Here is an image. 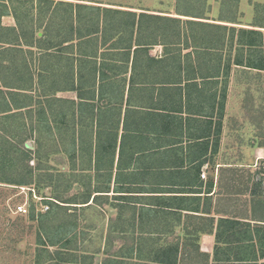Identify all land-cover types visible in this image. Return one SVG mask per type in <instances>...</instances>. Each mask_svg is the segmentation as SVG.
Instances as JSON below:
<instances>
[{
  "label": "crops",
  "instance_id": "crops-1",
  "mask_svg": "<svg viewBox=\"0 0 264 264\" xmlns=\"http://www.w3.org/2000/svg\"><path fill=\"white\" fill-rule=\"evenodd\" d=\"M111 8L166 17L142 20L145 27L157 24L171 32L138 35L136 28L131 35L127 28L122 49L116 50L102 38L90 49L69 36L74 40L64 50L49 52L56 60L36 45L29 48L34 52L26 88L12 79L3 84L6 74H0V94L11 108L0 114V135L61 139L59 185L65 189L58 201L55 196L49 201L75 218L67 222L70 235L61 244L68 248L70 242L84 257L116 251L104 264H162L155 260L161 251L171 261L196 248L213 264L216 251L219 264H264V131L233 123L237 115L241 119L246 86L254 83H235L232 76L224 100L221 82L189 80L200 71L198 51L180 41L179 21H211L142 7ZM13 22L3 26L16 28ZM137 37L142 44L156 42L143 49ZM90 50L97 57L84 59ZM14 55L2 56L8 61ZM262 87L251 95H261L264 104ZM13 98L27 102V108L16 109ZM17 113L27 123L20 135L19 119L12 118Z\"/></svg>",
  "mask_w": 264,
  "mask_h": 264
},
{
  "label": "trees",
  "instance_id": "trees-1",
  "mask_svg": "<svg viewBox=\"0 0 264 264\" xmlns=\"http://www.w3.org/2000/svg\"><path fill=\"white\" fill-rule=\"evenodd\" d=\"M178 15L199 19L202 18L186 14ZM8 16L15 19L17 24L16 28L14 27L11 29L3 26V19ZM136 19H140L138 24H136ZM142 19H150L154 22L155 20H164L166 17L145 13L137 15L136 13L121 9L82 3L75 5L64 1L56 2L55 0H0V74H2V72L6 74L4 77L5 79H3L4 82L2 83L10 85L8 81L12 79L16 87L26 88L30 78V65L28 62L29 60H33V58H29V56L33 55L34 52L33 49L29 48H33L35 45L39 50L45 51L44 57L53 60L56 57L52 56L49 52L52 50H62L66 43L74 40H70L69 36L76 35V39L79 42L82 40L90 44L99 41L98 36L102 34L103 45L112 41L111 49L116 50L122 49L121 47L124 44V33L127 28L131 35L135 34L136 28H138V35L142 30H145L150 35H152L153 32H160V34L171 32L170 27L158 26L157 24H148L145 27V22ZM217 21L224 22L223 20ZM225 23L230 25L200 23L195 21L182 24V21H179L180 41L184 38L183 42L186 47H192L198 51L196 60L199 62L200 71L196 77L189 80H194L196 82L212 81V84L215 85L221 82L223 92L221 98L223 97L224 100L227 99L228 86L234 67L264 71V31L261 30L264 29V26L258 24L252 25V29H246L236 27L234 25L236 23L234 22ZM54 26H58L60 30H65L67 36L60 31L56 39L50 38ZM41 30L43 35L37 36L39 33L38 31ZM146 41L148 42L147 44H142L140 38L137 37V43L140 48L143 47V49H147V47L155 44L153 42H156L151 39ZM42 44L44 47H42ZM92 46L93 44L90 46V49H92ZM128 48H132V39L130 40ZM201 51L209 53H201ZM6 52H14L15 55L7 61L2 56ZM97 55L98 53L96 51L90 50L85 51L83 57L84 59L96 58ZM202 55H208L209 58H207V56L203 57ZM42 59L43 58H40V60ZM83 61L84 64H86L85 60ZM209 64L210 66L212 65L210 67L211 70L204 74L202 72V67H208ZM220 79H222V81H220ZM9 94L12 95V93ZM17 94L18 93H14L12 97H14V95L17 96ZM9 100L7 97L0 94V114L8 112L6 111L7 107L11 110L8 104ZM13 102L14 104L18 103L15 104V107H17L16 109L27 108L28 106L27 102L22 103V101H16L15 98H13ZM20 116L21 115L17 113V115L12 117L17 120L19 119L15 126V130L19 131V135L27 128V123L22 122V116ZM30 140L31 138L26 136L5 137L0 135V184L19 188H35L38 193H40V191L43 190L42 183L51 186L55 178L56 182L59 181V174L61 172L59 169L61 162L58 161L60 157L59 146L56 138H45L40 135L34 139L35 150L32 151V149L28 147V141ZM54 146L56 150L53 149ZM45 147L52 149L54 153L46 151ZM51 160L58 166L57 169L49 165ZM32 162H35V165H32ZM54 171L57 173H54ZM56 188L61 189L60 185H57ZM60 194L61 193H55V200L58 201L60 199ZM91 195L92 194L88 192L87 197L90 198ZM44 203L51 205L50 207L56 206L60 208V205L50 202L49 200ZM37 215L41 219L40 225L44 230V238H48V241L45 242L49 246L46 247L45 242L42 244L44 247L39 246L36 264H86V261L76 262L77 256L75 255V249L71 248L70 243H68V248H66L67 244H63L62 246L65 249H60L55 253L50 251V247L57 246L63 241L66 235H70V232H61L57 229V232L53 234L52 230H54L55 226L52 225L54 218L52 211L44 214H36V205L31 203L29 217L35 220ZM61 228H63V226H61ZM166 252L167 251H161L163 256L161 257L157 254L155 260L162 264H177L178 258L175 257L170 261L166 259ZM173 252L178 253V250H173ZM216 252L214 260L218 262L215 264H219L218 251ZM84 259L87 260L88 257H84ZM90 259L91 258L88 260ZM254 259H256V257L248 260ZM226 261H230V257H228Z\"/></svg>",
  "mask_w": 264,
  "mask_h": 264
},
{
  "label": "rangeland",
  "instance_id": "rangeland-1",
  "mask_svg": "<svg viewBox=\"0 0 264 264\" xmlns=\"http://www.w3.org/2000/svg\"><path fill=\"white\" fill-rule=\"evenodd\" d=\"M56 2L64 1L67 3H82L88 5H105L108 8L113 7H134V8H148L149 10H159L169 13H180L190 16H199L205 18L206 20L211 21L212 23H225V22H234L238 28L252 29V25H263L264 26V0H55ZM77 5V4H75ZM110 6V7H109ZM116 9V8H114ZM15 21L13 17H5L3 22L6 26L12 25ZM217 20H223L220 22ZM58 22V21H57ZM55 22V23H57ZM16 23V21H15ZM54 25V24H53ZM264 31V29H263ZM60 29L58 26H54L51 36H54L53 39L57 38ZM56 35V36H55ZM102 34L98 36V39L102 38ZM60 51V50H58ZM226 55V54H225ZM56 60V58L54 59ZM242 68V67H241ZM235 70V67L233 68ZM248 70V69H247ZM245 71V74L240 73L239 69L232 72L233 82L237 83L239 80H244L245 83H254L252 85L248 84L246 86L245 93L247 97L243 104L240 105L239 113L240 117L237 115L233 123L236 122V126L241 125H250L254 124L258 127L260 133H263V121H264V104L263 97L261 95L255 96L254 99L251 95V91L261 92L262 84L264 83V71L263 72H254V71ZM234 73V74H233ZM231 76V77H232ZM254 86V87H253ZM239 88V87H238ZM263 89V87H262ZM242 90V89H241ZM238 90L237 92H241ZM235 126V125H234ZM29 138V136H28ZM46 138V137H45ZM34 139L31 138L28 141V147L34 151ZM57 139V138H56ZM60 142V138L57 139ZM55 147V146H54ZM53 147V148H54ZM55 149V148H54ZM46 151L53 152L52 149L45 147ZM264 162V161H263ZM32 165H35V162H32ZM49 165L54 166V169H57V165L50 161ZM262 165V163H261ZM60 168V166H59ZM262 168V166H261ZM53 171V170H52ZM264 173V169L262 171ZM47 173V172H46ZM54 173H57L54 171ZM59 185V181L56 184L52 183V186L49 184H43V190L36 194L40 198H47L48 200L52 199L55 196V193H61V189H65L63 185L61 189H57L56 186ZM61 187V185H60ZM68 188V187H67ZM63 191V190H62ZM66 192L63 194V197H66ZM31 203L36 205V214L38 213H47L52 211L54 218L52 225H54L53 234L59 231H65L67 222L75 221V218L70 216L68 210H64L61 207L52 206L51 210L43 212V204L41 201L34 198L33 192L20 189L16 186H10L6 184H0V264H36V256L39 250V246L44 247L42 244L45 241H48V238H44V230L41 228L40 222L41 219L37 215L36 219L33 220L29 217V210ZM23 204L26 206L27 213L22 214L17 211L18 205ZM51 206V205H50ZM74 209V208H72ZM74 211V210H72ZM63 226V228H61ZM69 242V240H68ZM70 243V242H69ZM73 245L77 243H72ZM72 245V246H73ZM45 246H49L45 242ZM40 247V248H41ZM74 248V246L72 247ZM50 251L55 253L60 249H64L62 244L59 243L55 247H50ZM75 249V255L77 256V261L84 262L87 264H104L105 261L114 260L111 258V255L116 251L106 250L101 255L98 254L97 257L85 256L93 258L92 260L84 259L83 252ZM86 252V251H85ZM67 254L66 252H64ZM72 253V252H70ZM116 256V254H115ZM117 258L118 255L116 256ZM178 264H213V261L210 259V256L204 254L199 249H184L181 251V256L178 258ZM90 261V262H88Z\"/></svg>",
  "mask_w": 264,
  "mask_h": 264
},
{
  "label": "built area",
  "instance_id": "built-area-1",
  "mask_svg": "<svg viewBox=\"0 0 264 264\" xmlns=\"http://www.w3.org/2000/svg\"><path fill=\"white\" fill-rule=\"evenodd\" d=\"M202 178H203V179H206V178H207V175H206L205 173H203V174H202ZM20 189H23V191L26 190V188H20ZM27 190L30 191V192H33L34 198H35L36 200L41 201L42 204H43V202H45V201L48 200L47 198H44V197H43V198L38 197L37 194H36V190H35V189H29V188H27ZM42 207H43V208H42V209H43V212H46V211H49V210H50V205H49V204H45V203H44V204L42 205ZM17 211H18L19 213H22V214L27 213L26 206L23 205V204L18 205V207H17Z\"/></svg>",
  "mask_w": 264,
  "mask_h": 264
}]
</instances>
